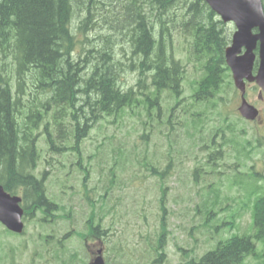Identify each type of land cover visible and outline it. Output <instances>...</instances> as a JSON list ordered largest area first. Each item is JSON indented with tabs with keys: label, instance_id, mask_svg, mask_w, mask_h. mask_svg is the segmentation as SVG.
<instances>
[{
	"label": "rangeland",
	"instance_id": "1",
	"mask_svg": "<svg viewBox=\"0 0 264 264\" xmlns=\"http://www.w3.org/2000/svg\"><path fill=\"white\" fill-rule=\"evenodd\" d=\"M75 8L74 28L85 17L82 6ZM93 12L94 18L82 34L84 46L103 47L106 43L101 35L110 32L114 13L103 6ZM174 12L172 51L185 68L181 95L175 98L166 90L156 104L149 106L143 101L117 117L102 118L81 142L80 152L50 151L42 136V158L35 173L40 175L46 170L48 195L66 206L64 216L56 223H45L42 219L46 215L35 211L26 215L24 232L15 235L0 223V264H59V258L52 255V246L58 236L63 237L68 231L66 249H77L85 259L84 255L90 258L88 246L96 250L102 242L106 264H185L190 258L201 257L233 232L250 233L251 194L246 175L260 174L264 187V123L247 124V134L239 133L236 137L237 147L225 144V139H229L226 128L225 138L219 134L211 143L215 129L226 126L232 116L233 89L227 77V84L211 102L194 99L196 81L204 72V59L194 53L191 27L184 29L182 25L183 20L189 19L183 16L185 11ZM225 31L228 36V23ZM116 51L125 57L121 55V46H116ZM120 78L125 88L134 86L136 91L146 92L154 89L151 77L138 86L139 70L129 69ZM138 97L144 98L142 92ZM258 106L264 109V101ZM193 111L200 113L194 118L204 124L202 129L191 124ZM248 140L250 146L246 144ZM212 147L215 151L222 149L216 155L221 159H216L215 164L207 161ZM170 158L171 169L165 177L167 234L161 243L165 252L161 259L153 249L162 229L160 183L147 163L161 169ZM88 196L95 199L97 206L99 198L102 208L94 210ZM208 209L215 214L209 215ZM94 211L95 222L102 219V227L108 228L101 240L79 235L87 231L86 220ZM224 221L235 224L223 226ZM219 224L217 231L215 226ZM46 234L54 236L46 241ZM243 264L264 261L248 256Z\"/></svg>",
	"mask_w": 264,
	"mask_h": 264
},
{
	"label": "trees",
	"instance_id": "2",
	"mask_svg": "<svg viewBox=\"0 0 264 264\" xmlns=\"http://www.w3.org/2000/svg\"><path fill=\"white\" fill-rule=\"evenodd\" d=\"M179 1L0 0V183L8 191H23L26 204L32 203L27 213L40 209L48 217L43 220L56 223L66 208L48 195L46 172L41 178L35 173L42 158L39 147L42 135L50 151L80 152L81 142L102 118L117 117L143 101L149 106L156 104L166 90L179 96L185 69L170 46L173 21L169 17L176 15L174 11H187L183 16H190L195 28L194 51L204 59L205 72L198 79L196 92L198 99L209 101L221 89L227 69L224 28L214 24V11L203 0H192L190 4L185 1V5ZM75 5L85 11L76 28ZM100 6L114 13L110 32L101 35L106 45L85 47L82 34L94 18L93 11ZM118 45L124 58L116 51ZM129 69L139 70V87L151 77L154 89L146 92L136 91L134 86L125 88L120 76ZM141 92L143 99L138 97ZM170 165L162 171L147 163L160 183L162 229L153 249L161 259L168 213L164 180ZM259 175L246 176L251 194L250 233L233 232L203 256L190 258L185 264H243L248 256L264 261V187L257 184ZM100 197L103 201L104 195ZM87 199L96 205L95 199L90 196ZM206 212L215 214L213 209ZM94 214L87 219V231L81 236L99 237L107 232L102 219L95 222ZM228 223L234 224L224 221L222 225ZM219 228L220 224L215 226L217 231ZM69 232L57 237L62 251H54L53 256L60 258L61 264H79L80 256L74 253L70 261L69 250L65 248ZM53 236L46 234L44 240ZM259 243L262 249H258Z\"/></svg>",
	"mask_w": 264,
	"mask_h": 264
},
{
	"label": "water",
	"instance_id": "3",
	"mask_svg": "<svg viewBox=\"0 0 264 264\" xmlns=\"http://www.w3.org/2000/svg\"><path fill=\"white\" fill-rule=\"evenodd\" d=\"M222 19L227 22L234 20L237 31L234 35V42L226 48V60L235 75L236 85L244 92L243 78L256 80L264 88V6L261 0H206ZM258 27L259 31L254 34L252 29ZM260 41V66L256 76L251 71L255 59L254 49ZM246 52L237 56L242 47ZM240 111L247 119H255L259 110L254 105L243 99ZM19 196H11L6 193L0 185V221L10 229L21 232L23 229L22 214ZM95 264H104L103 258L98 257Z\"/></svg>",
	"mask_w": 264,
	"mask_h": 264
},
{
	"label": "flooded vegetation",
	"instance_id": "4",
	"mask_svg": "<svg viewBox=\"0 0 264 264\" xmlns=\"http://www.w3.org/2000/svg\"><path fill=\"white\" fill-rule=\"evenodd\" d=\"M263 4H264V0H262ZM217 22V20H216ZM229 40L230 42L232 41V35L234 33V31L236 30V26H235V23L233 21L229 22ZM254 32H258L259 29L258 27H255L253 29ZM245 48H242V51H244ZM255 51L257 52V57L254 61V66H253V74H257L258 72V68H259V57H258V54H259V41L257 43V46L255 48ZM230 77L233 80V76H232V71L230 70ZM245 97L246 99L249 101V102H252L253 104H255L258 109L260 110V115H261V119L257 118L256 120L254 121H248L250 123H253L255 125H261L264 123V109H261L258 105H260L261 101H264V92L261 91V88L256 84V82H252V81H249L247 79H245ZM236 100H235V105H234V112L235 113H239V106L241 104V101H242V94H241V91L237 89V92H236ZM264 108V106H263ZM239 123H243L242 121L239 120Z\"/></svg>",
	"mask_w": 264,
	"mask_h": 264
}]
</instances>
